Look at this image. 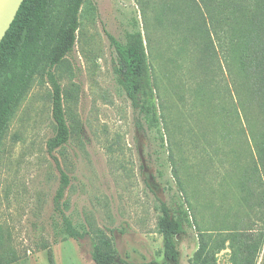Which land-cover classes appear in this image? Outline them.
Instances as JSON below:
<instances>
[{
  "label": "rangeland",
  "instance_id": "1",
  "mask_svg": "<svg viewBox=\"0 0 264 264\" xmlns=\"http://www.w3.org/2000/svg\"><path fill=\"white\" fill-rule=\"evenodd\" d=\"M214 9L201 0L84 1L75 48L55 69L69 141L48 147L55 121L46 74L34 78L0 140L2 264H96L95 227L114 237L117 264H168L159 208L179 198L193 222L176 237L180 262L198 264L205 242L213 264H236L225 214L244 212L234 153L246 146L238 134L241 79L231 28L218 26ZM135 26L158 128L141 121L125 93L106 33L123 40ZM62 171L69 184L59 196ZM64 217L84 236L67 235ZM263 255L264 246L257 264Z\"/></svg>",
  "mask_w": 264,
  "mask_h": 264
},
{
  "label": "trees",
  "instance_id": "2",
  "mask_svg": "<svg viewBox=\"0 0 264 264\" xmlns=\"http://www.w3.org/2000/svg\"><path fill=\"white\" fill-rule=\"evenodd\" d=\"M85 0H24L0 42V140L8 121L30 88L34 78L46 74L51 81L55 135L48 140L54 150L70 139L71 128L64 107V89L55 69L74 50L80 27L79 13ZM207 10L219 9L218 26L231 28L233 50L240 77L238 114L239 135L246 146L234 151L238 170L237 189L243 213L227 209V226L234 229L231 240L236 264H257L264 246V0H201ZM212 15V14H211ZM214 16L210 17L211 20ZM231 19V22H230ZM224 21V22H222ZM118 56L116 72L125 93L141 121L158 128L160 119L156 92L142 32L135 26L123 40L106 32ZM238 135V136H239ZM240 140V138H239ZM241 143V141H240ZM62 196L69 184L62 171ZM158 227L163 234L164 256L168 264H182L176 237L193 226L185 203L160 202ZM229 224V225H228ZM64 232L82 237L69 218L64 217ZM93 259L96 264H117L114 237L105 229H90ZM89 232V233H90ZM198 264H213L204 242L197 253ZM0 264H2L0 259ZM149 264H160L156 261ZM260 264H264V255Z\"/></svg>",
  "mask_w": 264,
  "mask_h": 264
},
{
  "label": "water",
  "instance_id": "3",
  "mask_svg": "<svg viewBox=\"0 0 264 264\" xmlns=\"http://www.w3.org/2000/svg\"><path fill=\"white\" fill-rule=\"evenodd\" d=\"M24 0H0V42L13 23Z\"/></svg>",
  "mask_w": 264,
  "mask_h": 264
}]
</instances>
